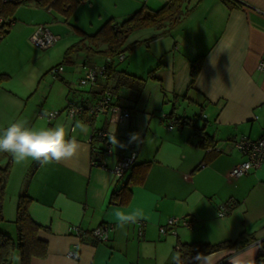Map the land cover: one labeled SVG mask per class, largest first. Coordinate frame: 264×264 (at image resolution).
I'll use <instances>...</instances> for the list:
<instances>
[{
  "label": "crops",
  "instance_id": "1",
  "mask_svg": "<svg viewBox=\"0 0 264 264\" xmlns=\"http://www.w3.org/2000/svg\"><path fill=\"white\" fill-rule=\"evenodd\" d=\"M168 1L91 0L81 3L71 18L79 20L81 13L85 14L81 12L84 7L96 11L98 5L104 10L112 6L119 13L125 11L129 17L143 7L157 11ZM232 1L238 5L230 8L223 0H186L195 7L190 16L170 33L153 40V45H169L174 52L170 75L175 85L170 88L172 100H168L175 102L172 110L161 109L163 115L156 119L152 114L132 111L126 104L129 92L119 91L121 103L132 118L128 126L119 129L118 140L128 144L130 134H137L134 143L139 152L136 165L122 180L111 170L121 156L129 153V146L126 150L114 149L104 158L108 169L91 165V136L95 129L107 127L108 118L104 116L92 122L86 113L53 120L51 127L63 125L68 137H75L80 145L69 160L44 164L27 159L18 163L8 152L0 154V166L4 160L11 166L8 186L17 177L19 196L26 192L32 199L29 213L41 227L38 238L48 244V255L33 259L32 264H174L173 258L177 254L181 257L179 244L234 242L243 234L254 235L256 242L243 250L211 254L208 264L255 263L264 246V163L242 178H231L230 174L246 160L232 142L244 136L255 141L264 132V71L259 69L264 63V0ZM15 11V24L9 33L20 36L27 45L41 24L59 38L67 34L66 28L56 24L62 23L61 15L37 0H28ZM70 19L65 21L70 23ZM86 58L80 64V79ZM200 58L202 67L189 87L192 62ZM64 73L60 79L67 82ZM0 74L10 76L8 69H0ZM160 80L165 82L164 78ZM104 86L105 80L100 79L88 92L73 93L69 104H94ZM167 97H161L163 106ZM179 103L180 112L176 108ZM172 112L171 119L183 123L181 129L170 130L162 121ZM77 122L83 125V131L75 127ZM30 127H35V122ZM207 137L212 140L211 148L201 145ZM146 164L150 166L145 181L133 183ZM126 185L132 191L131 202L114 204L113 194ZM221 205L227 206L229 214L220 218ZM135 209H141L144 218L119 227L115 211ZM173 216L190 217L193 228L180 225L175 234H160V228ZM103 224L114 227L105 243L81 240L69 229L78 226L87 233ZM140 224L144 225L142 235L138 233ZM7 234L14 238L15 228ZM71 254L78 257L74 259Z\"/></svg>",
  "mask_w": 264,
  "mask_h": 264
},
{
  "label": "rangeland",
  "instance_id": "2",
  "mask_svg": "<svg viewBox=\"0 0 264 264\" xmlns=\"http://www.w3.org/2000/svg\"><path fill=\"white\" fill-rule=\"evenodd\" d=\"M96 7V11L84 7L81 12L85 11V14L82 16L80 12L79 20L71 18L70 23L60 16L59 20L62 23L56 24L62 26V29L66 28L67 34L62 36L53 48L40 50L31 41L27 45L20 36H12V32L0 41V69H8L10 75L0 89V128L10 125L16 120L27 121L29 127L35 122L37 129L51 127V123L54 121L49 119L50 113L60 111L62 113L57 121L58 119L65 120L66 110L69 107L67 105L73 99V93L81 95V92H88L92 89L89 86L81 85L79 81V68L81 62L87 57L85 54L74 55L72 62L63 63L64 53L67 49L79 42L80 35L74 30L79 29L88 35H93L106 22L113 19L115 23H122L128 17L127 12L119 13V9L112 8V6L107 7V10H104L102 5ZM101 10L102 16L99 17L98 12ZM157 33L158 31L153 28L133 33L128 39L126 48L134 44H136V48L132 52L130 50L125 52L126 60L124 62L116 61L115 63L118 70L145 80L142 95L139 97L134 90H124L128 91L130 96L126 104L132 108V111L152 114L155 119L163 115L161 109L167 107L172 110L175 106V102L168 101L172 100L170 88L175 85V79L170 75L173 71L174 52L169 45H153L154 39L152 38ZM151 39L152 41H150ZM87 59L90 61V65L97 67L103 66L106 60L103 56L96 54H91ZM60 65L65 70L67 82H63L60 78L55 80L50 73L52 68ZM161 78H164L165 82L160 80ZM165 94L168 97L165 99L166 103L164 104L166 105L163 106L161 97ZM176 108L180 112V103L176 105ZM70 121L68 122L70 123ZM2 152L0 151V154ZM8 163L9 160H4L3 167ZM16 178L13 179L10 187L8 179L3 200L6 221L1 224L0 230H5L7 233L15 228L14 221L20 197L18 189H16Z\"/></svg>",
  "mask_w": 264,
  "mask_h": 264
},
{
  "label": "trees",
  "instance_id": "3",
  "mask_svg": "<svg viewBox=\"0 0 264 264\" xmlns=\"http://www.w3.org/2000/svg\"><path fill=\"white\" fill-rule=\"evenodd\" d=\"M44 8L55 11L60 14L66 21H68L72 15L76 12L77 7L83 3L91 0H37ZM229 5L230 8L236 7L238 4L232 0H223ZM26 3V2H25ZM24 4V3H22ZM20 4L11 5L6 4L0 0V16L6 20L14 23L13 15L15 14L16 7ZM195 7H190L186 0H169L163 8L157 11H150L143 7L137 13H134L127 17V20L122 23H115L113 19L106 22L95 34L88 35L79 29L80 35L79 42L69 47L64 54V62H70L74 55L85 54L88 58L91 54H96L106 58L105 64V75L100 77L98 80H105V85L112 92L118 95L120 90H134L137 92L138 97L142 95V90L145 85V80L136 76L127 74L126 72L120 71L116 67V58L120 55H124L126 51L131 52L136 48V44L128 46L129 37L140 30L144 29H156L158 33L152 38H161L164 35L170 33L176 29L181 23H183L190 14L194 11ZM13 25L9 24L4 36H6ZM152 39L150 41H152ZM203 58L197 59L192 62L190 70L191 82L189 87L194 83L199 71L202 67ZM61 66V65H60ZM86 67H92L90 61L86 60ZM57 67V66H55ZM55 69V68H52ZM50 70V73L53 70ZM9 76L0 74V89L2 84L7 80ZM61 75L58 76L60 78ZM152 77V76H151ZM57 78V79H58ZM82 78V77H81ZM81 80V79H80ZM98 86V85H97ZM96 86V87H97ZM94 88V87H93ZM92 88V89H93ZM73 105V104H69ZM77 106V105H75ZM85 106V105H82ZM69 108V107H68ZM170 115L168 119H171ZM93 120L90 118V122ZM164 122L165 120L162 119ZM177 124L182 125L181 120H174ZM204 148H211L212 140L210 138L204 139L201 144ZM149 164L144 167V172L139 179H135L133 183H143L146 179V173L149 168ZM11 174L10 163L5 167L0 166V226L6 219H4V207L3 200L7 189V181ZM120 193L113 194L111 200L114 204L128 205L131 201L132 191L129 185L122 188ZM32 202L31 197L24 192L18 199L17 203V214L15 224L16 235L12 238L7 233L0 230V264H13L12 257L19 256V264H32L33 259L45 258L48 250V244L38 238L40 226L37 225L30 217L29 209L30 203ZM88 238H91L88 236ZM87 238V239H88ZM92 239V238H91ZM95 242V241H94ZM256 242V238L251 234H243L234 242L225 241L220 244H205L202 242L190 243V244H179L178 250L181 254L182 264H198L199 261L195 260L197 255L211 256V254L221 252L227 249L243 250L248 246ZM96 243V242H95ZM254 264H264V246Z\"/></svg>",
  "mask_w": 264,
  "mask_h": 264
},
{
  "label": "built area",
  "instance_id": "4",
  "mask_svg": "<svg viewBox=\"0 0 264 264\" xmlns=\"http://www.w3.org/2000/svg\"><path fill=\"white\" fill-rule=\"evenodd\" d=\"M6 4L16 5L28 2V0H1ZM14 25L12 22L6 20L2 16H0V41H2L5 36V31L8 25ZM60 38L52 34L50 29L41 24L36 28L33 35L30 38L31 43L37 47L38 49L47 50L53 48L54 45ZM126 60V55H120L116 58L115 62H124ZM85 72L81 78V85L89 86L91 88L96 87L99 82V78L105 75V64L101 67L92 66L86 67L84 66ZM261 71H264V63L259 68ZM51 72L53 78L56 80L59 75L64 73L63 66H57L55 69H52ZM99 99L92 105L85 106H75L70 105L66 110V114L68 118H74L78 116H82V114H87L89 118L93 121L98 119L100 116L107 117L108 123L107 127L103 130L95 129L91 136L90 142L93 143L92 146V161L91 165L93 167H101L103 169H108L106 163L104 162V158L108 157V155L113 154L114 149L111 151V145L108 143L107 135L110 133H115L118 138V131L126 126H128L131 122V112L130 110L121 103L122 95L118 93L115 94L105 85L101 88ZM61 114L60 111L53 112L49 114V119L51 121L58 118ZM165 120V124L168 126L170 130L181 129L182 125L177 124L174 120L168 119L166 116L163 117ZM96 143V144H94ZM232 145L246 156V160L243 163L232 168L230 177L231 178H242L252 171H256L259 169L264 163V132L263 136L255 141L251 140L248 137H242L239 141L232 142ZM139 152L137 151L136 145L133 142L129 145V153L121 156L116 163L114 168L111 170L112 174L118 180H122L125 176L133 169L136 165V161L138 159ZM205 167V165H203ZM229 214V209L225 205H221L219 207L218 216L225 217ZM182 225L183 227H187L189 229L193 228L192 219L190 217L185 218H177L173 216L167 222L166 226H162L160 228V234H175V229ZM70 233L76 235L81 240H85L90 236L92 240L96 243H105L110 239L111 234L114 232V227L109 224L99 225L98 228L94 229L91 232H84L78 226H72L69 228ZM144 225L140 224L139 227V235L143 234ZM71 257L76 259L78 255L71 254Z\"/></svg>",
  "mask_w": 264,
  "mask_h": 264
},
{
  "label": "clouds",
  "instance_id": "5",
  "mask_svg": "<svg viewBox=\"0 0 264 264\" xmlns=\"http://www.w3.org/2000/svg\"><path fill=\"white\" fill-rule=\"evenodd\" d=\"M76 128L84 130L83 125L77 122ZM137 134H130L128 144L118 140L115 133L107 135L108 143L113 149H127V147L136 142ZM80 145L75 137H68V134L63 125L37 129L29 127L27 121L17 120L10 125L0 128V151L8 152L19 163L27 159L39 161L47 164L52 162H62L73 158ZM115 219L118 226L123 228L128 224H135L140 219L144 218V212L141 209H135L130 212L115 211ZM174 264H182L180 255L177 254L174 258ZM199 264H208V257L197 255L195 257ZM13 264H19L20 257H12Z\"/></svg>",
  "mask_w": 264,
  "mask_h": 264
}]
</instances>
